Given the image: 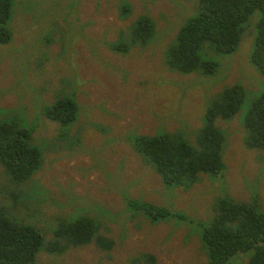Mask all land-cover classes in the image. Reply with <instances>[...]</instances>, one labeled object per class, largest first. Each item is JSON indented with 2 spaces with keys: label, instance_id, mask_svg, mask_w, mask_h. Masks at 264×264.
Returning a JSON list of instances; mask_svg holds the SVG:
<instances>
[{
  "label": "rangeland",
  "instance_id": "rangeland-1",
  "mask_svg": "<svg viewBox=\"0 0 264 264\" xmlns=\"http://www.w3.org/2000/svg\"><path fill=\"white\" fill-rule=\"evenodd\" d=\"M124 1L132 7L126 17L120 13ZM197 4L13 0L14 33L0 43V122L15 118L21 126L33 127L34 142L46 151L43 167L22 187L0 166V203L27 223L49 229L59 216L99 217L100 233L118 242L112 252L95 243L57 256L43 251L38 264H132L131 253L146 251L156 255V264H206L200 222L213 219L219 197L246 202L258 197L264 209L263 153L245 144V116L264 86V75L250 58L261 11L246 25L237 51L209 54L220 63L216 73L183 75L169 70L165 53L180 27L197 13ZM141 15L155 22L153 38L134 44L127 54L110 49L108 43ZM238 82L247 90L245 105L232 119L217 120L227 132L225 176L202 173L190 190L165 186L135 149L134 133L183 129L195 143L216 94ZM73 93L80 106L75 122L63 128L43 114L56 99ZM63 131L67 133L60 137ZM128 196L187 218L153 221L142 211L133 215ZM249 257L239 254L229 264H248Z\"/></svg>",
  "mask_w": 264,
  "mask_h": 264
},
{
  "label": "trees",
  "instance_id": "trees-1",
  "mask_svg": "<svg viewBox=\"0 0 264 264\" xmlns=\"http://www.w3.org/2000/svg\"><path fill=\"white\" fill-rule=\"evenodd\" d=\"M261 16L256 23L252 53V67L264 75V0H198L196 14L178 30L176 39L169 43L165 62L169 70L183 75L194 72L214 74L220 63L209 54H231L241 46L246 25L256 11ZM13 0H0V43L11 40L10 19ZM132 12L124 1L120 8L123 17ZM155 35V22L141 15L123 31L117 41L108 43L114 52L127 54L134 44L146 43ZM74 94V93H73ZM66 94L43 111V114L63 128L75 122L80 106L75 94ZM247 90L241 83L219 91L205 112L204 125L192 143L183 129L162 130L154 134L134 133L135 149L152 163L167 187L192 189L202 173L225 176L227 164L224 151L227 132L218 119H232L246 103ZM249 149L261 151L264 158V86L257 94L245 116ZM67 131V130H66ZM66 131L60 137L66 135ZM35 129L21 126L15 118L0 122V166L11 182L23 186L43 167L44 146L34 142ZM112 140V139H111ZM106 141H109L107 139ZM104 142L108 144L109 142ZM13 195V194H12ZM20 193H14L18 197ZM128 210L134 215L144 212L153 221L187 218L180 211L158 206L138 198L126 197ZM134 211V212H133ZM57 224L43 228L38 223H27L9 206L0 203V264H38L41 252L63 255L72 247L95 243L101 250L112 252L118 242L101 234L99 217L78 215L59 216ZM112 222H116L112 218ZM202 250L208 257L206 264H229L239 254H249L248 264H264V209L259 198L238 201L231 196L219 197L212 220L200 222ZM48 233L52 235L48 239ZM127 235H124V238ZM151 252L131 253L132 264H156Z\"/></svg>",
  "mask_w": 264,
  "mask_h": 264
}]
</instances>
